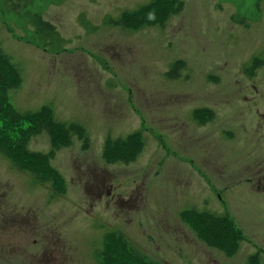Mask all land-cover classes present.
I'll use <instances>...</instances> for the list:
<instances>
[{"label":"rangeland","instance_id":"374dc122","mask_svg":"<svg viewBox=\"0 0 264 264\" xmlns=\"http://www.w3.org/2000/svg\"><path fill=\"white\" fill-rule=\"evenodd\" d=\"M153 1L0 0V264H264V0Z\"/></svg>","mask_w":264,"mask_h":264},{"label":"trees","instance_id":"16d2710c","mask_svg":"<svg viewBox=\"0 0 264 264\" xmlns=\"http://www.w3.org/2000/svg\"><path fill=\"white\" fill-rule=\"evenodd\" d=\"M7 1H8V3H6V7H9L13 12L17 13L21 9L20 0H7ZM258 1H261V0H258ZM165 3H166V0H155L154 3L151 6H149L148 9L150 10L153 6H157V8H162L165 5ZM123 16H126V14H123ZM122 24H124L122 22V20H120V22H116V25H122ZM36 26L41 31H46V30L51 29V26L49 24L41 21L37 17H36ZM2 67L4 68V70ZM14 70H15V68H13V66L9 64V62L6 60V58L4 57V55L2 54L1 49H0V116H2V115L7 116V118H8L7 120L11 124L12 123L16 124L17 121L19 123L20 122L26 123V128H22L21 126L18 127L19 133L22 136L23 132L25 130H28V127L30 126L31 123L34 122V119L38 114H36V115H31V114L20 115V114L14 112V110H12L9 114H7L4 111V108H8V106L10 105L8 102L7 92L10 89H14L15 87H17L20 83L19 77L18 76H17L18 78L15 77ZM174 75H175L174 76L175 78L178 77V76H176L177 75L176 73ZM175 78H173V79H175ZM47 110H48V108H47ZM21 139H18L17 143L13 147H10L9 145H5L4 142L2 141V139H0V152L5 156H9V151H10L12 153L10 156L14 157V155L16 153H18V151H20L23 154V156H26L27 155L25 153L26 152V147H25L26 143L23 139L22 140ZM133 139H135V136L130 137L129 141H131ZM118 144H119L118 146H124L125 145V143L124 144L118 143ZM3 146H5V147H3ZM200 217H201V219H206L207 221L211 222L212 224L216 223L213 220L214 216H209V215H205V214H202V215L193 214L192 220L198 221ZM218 220H220L221 223H226V225H227L226 227H228L232 231V229L229 227V223L226 219H218ZM226 227L221 229L219 226H216L213 228L212 231L215 232L216 237H217V235L222 236V234L224 233L223 230L226 229ZM223 236H225L228 239V241H230V238H231V241H230L231 243H234V241L237 240V238L234 236V234H232L231 236L228 234L227 229H226V233ZM205 237H206V235H205ZM118 241H120V240H118V238L117 239L112 238L111 240H109L108 241L109 248L111 246H115L113 243H118ZM120 243L122 244L123 242L120 241ZM108 246H107V248H108ZM136 257L140 258L137 254H136ZM122 262H123V259H121V257H119V259H118L115 256L114 259L112 260V262H110L109 264H121ZM249 264H256V261L254 259H251L249 261Z\"/></svg>","mask_w":264,"mask_h":264},{"label":"flooded vegetation","instance_id":"af4514ba","mask_svg":"<svg viewBox=\"0 0 264 264\" xmlns=\"http://www.w3.org/2000/svg\"><path fill=\"white\" fill-rule=\"evenodd\" d=\"M12 239H15V238L12 237ZM11 241H14V244L11 246V245H10L11 242H9V246L12 247L13 249L16 248L17 245H18V242L16 241V239H15V240H11ZM20 245H21V243H19V245H18L17 248H22V246H20ZM11 252H13V251H10V252H7V253L4 254V252L0 249V258H1L2 260L5 259L6 261H8ZM13 253H17V252H13Z\"/></svg>","mask_w":264,"mask_h":264}]
</instances>
